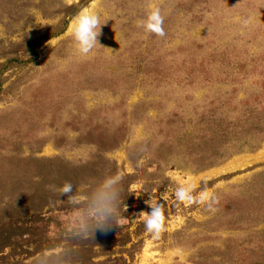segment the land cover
<instances>
[{
    "label": "rangeland",
    "instance_id": "1",
    "mask_svg": "<svg viewBox=\"0 0 264 264\" xmlns=\"http://www.w3.org/2000/svg\"><path fill=\"white\" fill-rule=\"evenodd\" d=\"M82 1L0 0V264H264V0ZM152 7L164 36L138 26ZM84 9L107 20L87 57ZM103 175L124 225L81 238L58 189ZM189 183L218 211L178 202Z\"/></svg>",
    "mask_w": 264,
    "mask_h": 264
},
{
    "label": "clouds",
    "instance_id": "2",
    "mask_svg": "<svg viewBox=\"0 0 264 264\" xmlns=\"http://www.w3.org/2000/svg\"><path fill=\"white\" fill-rule=\"evenodd\" d=\"M109 20V19H108ZM100 14L92 9L81 10L71 24V37L76 52L87 57L95 48L101 46L98 37L101 34ZM146 33L157 36L165 35V16L159 7H152L138 23ZM74 185L65 182L59 189V197L66 196L70 205L77 208L75 231L81 238H92L99 232L114 231L124 225V217L120 211L121 177L119 175H103L90 182L89 187L82 191H73ZM178 202L202 205L210 214L218 211L219 196L214 190L203 187L199 193L191 183L178 187L174 192ZM161 198L164 200L162 194ZM145 203L151 209L145 212V230L155 238L165 231L166 223L172 218L166 215L165 204L155 200L153 196Z\"/></svg>",
    "mask_w": 264,
    "mask_h": 264
},
{
    "label": "trees",
    "instance_id": "3",
    "mask_svg": "<svg viewBox=\"0 0 264 264\" xmlns=\"http://www.w3.org/2000/svg\"><path fill=\"white\" fill-rule=\"evenodd\" d=\"M86 1H89V0L82 1L81 3L86 2ZM81 6H82V4H79L78 7L75 6V5H71V6H68L67 9L70 10L71 12H74V10L80 8ZM73 9H74V10H73ZM71 15H73V13H70V14L68 15V17L71 16ZM61 32H62V30H61L59 33H61ZM32 44H33V41L28 42V43L26 44V50H25V51H27V52L29 53L30 57H32V58L34 59V58H35V55H34V54L32 53V51H31ZM32 58H31V59H32Z\"/></svg>",
    "mask_w": 264,
    "mask_h": 264
}]
</instances>
